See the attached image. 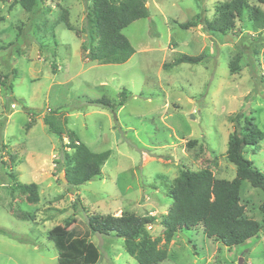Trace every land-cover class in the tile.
Wrapping results in <instances>:
<instances>
[{"label":"rangeland","instance_id":"obj_1","mask_svg":"<svg viewBox=\"0 0 264 264\" xmlns=\"http://www.w3.org/2000/svg\"><path fill=\"white\" fill-rule=\"evenodd\" d=\"M222 1L146 0L149 16L122 30L134 53L117 64L83 56L92 0H37L30 12L16 0H0V229L10 234H0V264H55L47 233L68 216L86 225L89 214L150 216L148 231L160 236L172 203L167 193L182 168L235 177L225 156L234 118L251 117L264 131V30L252 27L249 11L256 3L250 0L232 30L207 32L204 21ZM188 21L196 26L180 28ZM199 54L197 64H176ZM235 57L238 68L231 72ZM122 90L126 99L114 111L89 102H117ZM44 114L62 126L64 143L72 131L91 151H110L100 176L76 187L64 183L61 143ZM259 144L244 154L263 169L264 140ZM16 181L35 184L38 202L29 203ZM262 198L261 190L241 181L244 216L261 223ZM22 211L34 220L19 218ZM89 239L99 252L95 264L136 263L122 238L91 232ZM160 264H264V231L226 247L201 229L181 230Z\"/></svg>","mask_w":264,"mask_h":264},{"label":"trees","instance_id":"obj_2","mask_svg":"<svg viewBox=\"0 0 264 264\" xmlns=\"http://www.w3.org/2000/svg\"><path fill=\"white\" fill-rule=\"evenodd\" d=\"M37 0H16V3L26 11L34 9ZM250 0H225L214 7V16L204 21L207 32L225 35L232 30L237 20H242L244 11L249 8ZM256 3L249 11L252 27L255 31L264 30V0H252ZM149 10L146 0H92V5L85 14L83 33L85 40L81 44L84 57L98 63H124L134 53V48L122 30L137 19L147 18ZM64 24L72 29L66 17ZM180 28L188 29L196 26L195 21L180 23ZM203 54L183 55L176 64H197ZM239 58L235 57L229 63V69L234 72L238 68ZM52 69L56 64H51ZM126 93H119L117 102L101 97L89 100L102 108L116 110L123 105ZM27 113H32L26 109ZM43 123L55 134L61 143L64 157V183L68 186H79L100 176L101 167L110 155L109 150L91 151L71 131L70 139L63 142L62 126L49 114L43 115ZM235 127L228 135L225 156L228 162L235 166V177L231 180L215 177L208 168L192 170L182 168L179 176L168 190L167 196L172 199L166 213L161 219L163 227L160 236L152 237L148 227L153 219L150 216L123 212L115 215L89 214L87 225L75 217H66L63 224H56L48 230V238L56 250L55 264H95L99 259L97 247L90 241L91 232L122 238L126 252L135 259V264H160L167 259L168 244L178 231L201 229L203 234L220 242L226 247L240 245L257 237L264 231V167L257 168L244 154L247 147L255 153L264 140V131L254 119L239 116L234 118ZM70 149L71 151H67ZM8 177L14 179L13 174ZM247 180L253 188L261 190L262 201L259 204L261 223L244 216V206L240 203L241 181ZM15 185L27 193L29 203L38 202L35 184H24L19 181ZM73 201L72 208H77ZM84 207V206H83ZM82 207V208H83ZM21 219L34 220L32 212H19ZM0 234L10 235L0 229Z\"/></svg>","mask_w":264,"mask_h":264}]
</instances>
